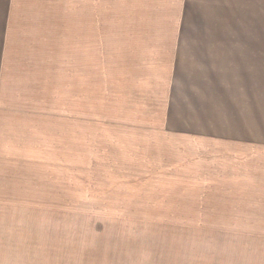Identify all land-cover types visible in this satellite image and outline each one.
Here are the masks:
<instances>
[{"label":"crops","instance_id":"obj_1","mask_svg":"<svg viewBox=\"0 0 264 264\" xmlns=\"http://www.w3.org/2000/svg\"><path fill=\"white\" fill-rule=\"evenodd\" d=\"M118 3L0 0V264L89 181L174 207L176 264H264V0Z\"/></svg>","mask_w":264,"mask_h":264},{"label":"rangeland","instance_id":"obj_2","mask_svg":"<svg viewBox=\"0 0 264 264\" xmlns=\"http://www.w3.org/2000/svg\"><path fill=\"white\" fill-rule=\"evenodd\" d=\"M70 2L79 6V0ZM118 2L104 0L105 21L112 18ZM83 186L88 189L80 190L73 183L72 205L55 208V252L50 264H176L174 207L142 196L150 192L137 191L141 196L136 198L133 191L120 189L125 185L89 181Z\"/></svg>","mask_w":264,"mask_h":264}]
</instances>
